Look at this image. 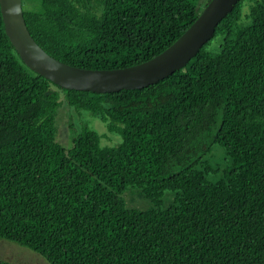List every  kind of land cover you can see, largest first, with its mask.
<instances>
[{"label": "trees", "instance_id": "16d2710c", "mask_svg": "<svg viewBox=\"0 0 264 264\" xmlns=\"http://www.w3.org/2000/svg\"><path fill=\"white\" fill-rule=\"evenodd\" d=\"M206 2L40 0L22 12L50 55L113 68L161 51ZM61 96L120 142L82 125L61 145ZM212 145L222 166L202 156ZM128 187L145 210L125 205ZM0 238L49 264H264V0H237L168 75L105 92L26 66L0 13Z\"/></svg>", "mask_w": 264, "mask_h": 264}, {"label": "water", "instance_id": "95a60500", "mask_svg": "<svg viewBox=\"0 0 264 264\" xmlns=\"http://www.w3.org/2000/svg\"><path fill=\"white\" fill-rule=\"evenodd\" d=\"M236 1L207 0L191 23L161 51L138 63L113 68L77 66L50 55L30 34L21 0H0V13L5 33L26 66L64 88L105 92L153 83L184 65Z\"/></svg>", "mask_w": 264, "mask_h": 264}, {"label": "rangeland", "instance_id": "374dc122", "mask_svg": "<svg viewBox=\"0 0 264 264\" xmlns=\"http://www.w3.org/2000/svg\"><path fill=\"white\" fill-rule=\"evenodd\" d=\"M204 1L205 0H199L200 4H203ZM39 6L40 0H21V7L24 10L37 11ZM61 101L55 117V139L61 145L64 147L69 146L72 132L78 131L82 125H87L90 129L99 134L100 145H115L120 142V135L108 131L105 122L102 121L100 117L84 109L76 110L74 107L69 106L62 99V96ZM202 156L208 159L213 165H223V154L216 146L212 145ZM173 195L174 194L170 192L163 195V206L168 205ZM120 196L128 208L145 210L149 206L148 200L142 196L137 188L128 187ZM0 257L18 264H49L38 252L3 238H0Z\"/></svg>", "mask_w": 264, "mask_h": 264}]
</instances>
